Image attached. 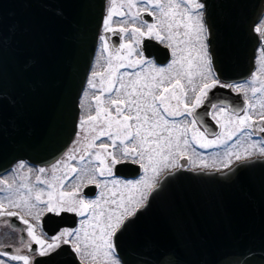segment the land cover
<instances>
[{
  "label": "snow or ice",
  "instance_id": "6c2138e0",
  "mask_svg": "<svg viewBox=\"0 0 264 264\" xmlns=\"http://www.w3.org/2000/svg\"><path fill=\"white\" fill-rule=\"evenodd\" d=\"M206 13V0H121L119 6L116 0H109L103 31L119 35L122 42L110 52L107 38L100 36L102 52L109 54V60L103 72L93 71L88 80V87L96 90L92 96L94 114L81 117L77 132L87 143L67 155L74 161V153H81L78 166L71 168V179L69 174L62 179L55 176L58 161L52 165L54 182L40 175L36 177L37 184H21L19 188L0 181L7 185L0 189L5 193L0 195V218H17L29 238L22 237L17 248L0 244V264H41L39 258L51 257L64 246L72 249L80 264H123L117 236L149 205L160 188L162 175L181 166L178 157L193 167L216 171L230 168L234 161L264 157V102L259 110L253 103L258 93L264 94V48L259 49V68L253 73V82H261L259 88L222 83L212 69ZM145 14L153 22L145 20ZM255 32L264 43V27L257 26ZM145 40L172 50V60L166 68L155 67L143 58ZM134 54L140 59L133 61ZM113 61L117 62L115 66ZM218 87L244 93L245 106L233 107L226 101L210 103V92ZM207 107L211 108V119L222 130L215 139L205 136L209 129L204 125V116L209 113L198 111ZM189 132L192 142L206 149L239 138L221 154L219 164L215 160L208 163L202 156L193 159L188 155ZM128 163L143 171L139 179L116 177L118 166ZM18 167L25 165L21 162ZM46 171L38 169L40 174ZM91 186L101 190L94 199L87 197ZM65 213L80 217L79 226H58L49 235L44 220ZM6 223L16 228L11 219ZM235 264H243V260Z\"/></svg>",
  "mask_w": 264,
  "mask_h": 264
},
{
  "label": "water",
  "instance_id": "95a60500",
  "mask_svg": "<svg viewBox=\"0 0 264 264\" xmlns=\"http://www.w3.org/2000/svg\"><path fill=\"white\" fill-rule=\"evenodd\" d=\"M206 3L214 69L222 80L246 77L254 67L252 28L264 12V0ZM105 4L0 0V173L17 160L48 165L72 141ZM111 38L116 45L118 35ZM142 48L158 62L169 57L167 47L154 40H145ZM126 165L132 164L118 166L117 173ZM116 244L123 264H235L241 259L264 264V157L224 171L178 167L166 172L149 205ZM63 254L45 264L61 263L54 259ZM65 255L63 264H79L74 254Z\"/></svg>",
  "mask_w": 264,
  "mask_h": 264
},
{
  "label": "flooded vegetation",
  "instance_id": "af4514ba",
  "mask_svg": "<svg viewBox=\"0 0 264 264\" xmlns=\"http://www.w3.org/2000/svg\"><path fill=\"white\" fill-rule=\"evenodd\" d=\"M152 21H153V18L151 21H148V22H152ZM257 26L264 27V13L259 17V19H257V21L254 23L253 28H252L253 29L252 31L256 37L257 43H256V48H255L254 67L250 71L251 73H249V75H247L246 77L238 79V80H222L219 77L216 70L214 69V66L212 63V69H213L214 75L216 77H218L222 83H224V84L244 83L247 88H251L253 86L259 88L261 86V82L259 80H256L255 82H253V73L257 72V70L259 68V61H258L259 49L264 48L263 47L264 43L260 42L262 38L255 32V28ZM106 35L108 37H110L112 35V33L111 32L105 33V36ZM209 36H210V33H209ZM118 42L119 43L122 42L119 35H118ZM167 50L169 53L168 54L169 58L166 62H158L153 57L144 56V53L142 51L143 58L152 61L153 64L155 65V67L166 68L172 60V55H171L172 50L170 48H167ZM208 51L210 54L209 45H208ZM125 70L131 71V69H123V70L121 69V71H125ZM137 71H140L139 67L137 68ZM257 75H259V73H257ZM87 87H88V84L86 83V85L84 86V89H83V94L86 91ZM212 91L214 92L213 94H214V100H215L213 103H218V102H220V100H224L226 102H229L233 107L243 108L245 106V104H244V100H245L244 93L237 94L235 92L229 91L228 89L219 88V87L216 89H213ZM248 96H249V98L252 97V93L250 91L248 92ZM261 102H264V94L258 93L256 98L253 100V103L256 104L257 110L260 109V103ZM90 108H92V107H90ZM89 112H92V114H94V110H91ZM89 112L84 113V111L80 110L77 132H79V130H80L79 129L80 128L79 123H80L81 117L88 114ZM208 113H209V115L204 116V125H205V127H207L209 129L208 132H205V136L206 137L207 136L208 137H215V135L220 134L222 130H221L220 126L217 125L215 123V121H213L211 119V116H210L211 108L210 107H209ZM254 119H258V116H255ZM200 131L204 132L205 128L201 127ZM77 132H76V135L74 137V140L71 141V143L68 146V148L66 149V151L56 161L52 162L49 165L31 164L30 162H28L26 160L18 161L16 163L12 164L11 168L7 172L0 173V181L6 180L8 184L13 185V187L19 188L21 184H29V185L37 184L38 182L36 180V177H37V175H40L41 179L48 180L49 182H54L53 181L52 165L57 164L58 161L60 162L59 163L60 166L59 165L57 166V170L55 171V176L57 178L62 179L64 174H69V179H71V175H72L71 174V168L78 166L79 158L72 161V160L67 159V155L69 153H71L72 149H74L75 147H78V146L81 148L83 147V145L80 143V141L79 142L77 141L78 140ZM188 137H189V140L191 143V147H189V150L190 151L195 150V151L200 152L202 154H209V153L211 154L214 151V149L215 150H222V154H223L225 152V150L227 148H229L230 146H232L233 144H235L237 139L239 138L238 136L233 137V139L231 141H227L224 144H219L218 147H212V148L206 149V148H200L199 144L197 142H192V133L191 132H189ZM253 139H257V137H253ZM188 155L190 156L189 151H188ZM253 157H260V156H253ZM177 159L179 161V164L181 165L179 167L190 168V169L199 168V167L190 166L189 165L190 163L187 162L186 159L182 160L179 157ZM21 162H23V164L25 165L24 168L18 167ZM236 162L237 161H234L233 164ZM41 167H43L47 170L45 174H40L38 172V169ZM205 170H211V168L205 169ZM221 170L224 171V168H221L219 171H221ZM119 171H121L122 173H117V171H116L115 175L120 180H136L143 174V171L139 168L137 170L133 164L132 165H126V166L120 168ZM5 187H7V185L0 184V189H3ZM41 187H43V185H41ZM21 191H26V189H21ZM100 191H101L100 189L95 188L94 186H91L87 189V197L89 199H94V198H96V196L99 195ZM0 195H5V193L0 192ZM13 210H15V209H13ZM21 215H23V213H21ZM9 219H11L12 223L16 224L15 229H12L6 223ZM79 221H80V217H77L71 213H65L60 217H56L55 215H50L49 217H47L44 220L43 223H44L45 231L49 235H51L55 231L58 230V226L59 227H65L66 226V227L75 228V227L79 226ZM22 237L24 240L29 239L27 237V234H26L25 226H23L22 223L17 218H7V217L0 218V244L5 245V246L10 245L12 248H17V247L21 246V238ZM62 251L65 254H67V253H69L71 255L74 254L76 259L80 262L79 257L72 251V249L69 246H64ZM65 254L59 255L58 256L59 260L54 259V262L57 261V262H61L58 264H63V261L65 262L67 260V258H69V256L65 255ZM39 260L41 261V264H45V262L48 261V257H41V258H39Z\"/></svg>",
  "mask_w": 264,
  "mask_h": 264
},
{
  "label": "rangeland",
  "instance_id": "374dc122",
  "mask_svg": "<svg viewBox=\"0 0 264 264\" xmlns=\"http://www.w3.org/2000/svg\"><path fill=\"white\" fill-rule=\"evenodd\" d=\"M116 3H117V6L120 5L121 3V0H116ZM108 7H109V0L107 1V4H106V12H105V16L107 15V10H108ZM124 11H127V9L125 8ZM133 11H135L133 9ZM104 16V17H105ZM153 22V21H152ZM113 27H118V25L116 23H113L112 25ZM101 35H104L105 36V33L103 31V24H102V29H101V33H100V36ZM112 36H115L114 33H112V35L110 37H108L107 35L105 36L107 39H108V44H109V51L110 52H114L115 51V48H118L119 47V42L114 45L112 43ZM110 38V39H109ZM97 49V52H96V55H95V58H94V61H93V64H92V68H91V71H90V76H91V73L93 71H101L103 72L104 69L107 67V62L109 60V54L108 53H105V52H102V48H101V40H100V37H99V42H98V48ZM131 59L134 61L136 59H140L138 56H136L135 54L133 55V57H131ZM116 61H113V66L116 65ZM125 64H127V60L124 61ZM123 70V69H122ZM127 71V70H125ZM144 74H147V73H144ZM89 76V78H90ZM89 80V79H88ZM97 84L99 86V78H97ZM96 90L94 89H90L89 87H87L86 91L84 92L83 96H82V99H81V106H82V110L81 111H84V113L86 112H89L91 110H94L95 108V105L94 103L92 102V96L94 94ZM92 104V105H91ZM90 105L92 108H90ZM223 119H226L223 118ZM86 128H89L90 129V125H86L85 126ZM80 129V128H79ZM80 131V130H79ZM91 133L89 132L88 133V139L90 140L91 139ZM207 139H215V137H208L207 136ZM78 142L80 141V143L83 145V147L85 146V144L87 143V141H85L83 139V135H81L80 137H78ZM219 144L213 146V147H218ZM79 147V146H78ZM82 147V148H83ZM212 148V147H211ZM225 150V149H224ZM188 151L190 152V156L193 158V159H196L197 156H202L206 162L208 163H212L213 160H215L217 162V164H219L220 160H221V154H222V150H215L210 154H202L200 152H197V151H190L188 149ZM76 155L77 158H79L80 154L79 152L77 153H74ZM193 155V156H192ZM187 162H189L188 160H186ZM196 163L199 164V160H196ZM190 166L193 167V165L190 163L189 164ZM60 166V165H59ZM143 175V174H142ZM140 178V177H139ZM138 178V179H139ZM14 188H17V187H14Z\"/></svg>",
  "mask_w": 264,
  "mask_h": 264
}]
</instances>
